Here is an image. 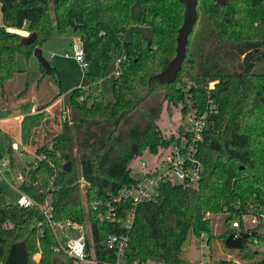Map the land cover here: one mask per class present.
<instances>
[{
  "label": "trees",
  "instance_id": "1",
  "mask_svg": "<svg viewBox=\"0 0 264 264\" xmlns=\"http://www.w3.org/2000/svg\"><path fill=\"white\" fill-rule=\"evenodd\" d=\"M134 3L144 5L141 19L132 14ZM197 9L182 69L169 83L156 75L176 56L184 22L181 0H0L3 108L16 102L10 101L7 87L17 74L25 76V83L16 99L31 91L29 73L17 67V56L33 55L52 37L54 27L60 35L71 29L79 34L88 63V86L72 91L62 130L37 148L36 167L23 168L26 179L20 187L38 205L9 203L0 194V264H87L54 250L57 239L41 209L50 193L55 223L73 218L92 224L88 251L98 264L116 258L104 244L112 233L130 235V262L182 264L190 232L206 233L210 241L221 237L225 243L233 232L231 220L239 217L244 224L242 210L255 205L264 211V0H229L226 5L198 0ZM143 20L152 29L151 40L140 31L125 40L124 29ZM25 23L37 33L28 45L10 31ZM114 59L117 76L108 98L101 82ZM41 70L39 82L57 84L55 67L46 71L41 65ZM173 106L195 120L206 113L201 180L162 184L154 199L137 206L130 228L103 219L105 208L93 210V201L112 199L135 183L132 163L146 149L163 157L179 139L159 123ZM78 159L80 173L74 170ZM80 178L86 181L84 193ZM128 204L117 203L119 216L126 215ZM220 214L225 215L224 231L214 234V218ZM254 228L264 229V222ZM252 239L244 240L236 256L253 258Z\"/></svg>",
  "mask_w": 264,
  "mask_h": 264
},
{
  "label": "built area",
  "instance_id": "2",
  "mask_svg": "<svg viewBox=\"0 0 264 264\" xmlns=\"http://www.w3.org/2000/svg\"><path fill=\"white\" fill-rule=\"evenodd\" d=\"M27 26V24H24ZM66 57L74 58L78 61L82 68H87V61L85 59V49L80 41H73L70 51L64 53ZM68 118V114L63 112L62 119ZM206 121L204 119L193 120L191 127L188 129L187 136L181 141H176L167 150L161 160L159 166L154 169H149L146 161H143L144 172L134 174L136 182L130 186L122 188L118 194L112 199L95 200L91 204L93 210H100L104 207L103 213L100 216L107 220L117 223H122L124 227L130 228L133 225L135 219L136 208L140 203L151 201L159 194V188L164 183L177 182V183H198L202 178L204 170L203 163L199 157V150L201 143L204 139ZM16 149H19L18 144H14ZM13 149V148H12ZM24 154L23 151H21ZM37 161H34L30 165L25 167H36ZM9 167L7 161H0V178H6V171ZM20 184L17 190L20 193L17 204L23 207H30L38 205L36 199L32 198L26 192H24L20 185L26 179V176L22 170L17 176ZM84 186L86 181L84 180ZM16 185V184H15ZM124 201L129 202V206L126 209V215L124 217L118 215L117 203L121 204ZM52 194L50 193L41 209L45 216L46 221L53 228L54 234L57 239V244L54 247L56 252H64L74 257L75 259L87 263L98 264L97 260L92 258L91 253L88 251L89 236H91L92 224H83L73 218H68L65 222L55 223L52 219L53 207H52ZM240 205V202L238 203ZM89 207H87L88 209ZM244 224L239 217L231 220V228L235 237H239L241 232L249 233V237H252L253 248H256V252L253 254V258L239 257L234 254L218 255L215 256L212 252L211 241L208 239L206 233H202V238H207L206 247L209 249L205 253V258L198 261L185 260L182 264H264V244H259L260 239H264V229L255 230V226L264 222V211L260 210L255 205L247 206L246 210H242ZM246 230V231H245ZM256 232L255 235H252ZM246 239V238H245ZM244 239V240H245ZM104 244L106 247L115 253V260L104 261L101 264H168L160 260H144L130 262L126 256L127 248L130 244V235L128 233H112L109 234ZM243 248V247H242ZM240 248V249H242Z\"/></svg>",
  "mask_w": 264,
  "mask_h": 264
},
{
  "label": "rangeland",
  "instance_id": "3",
  "mask_svg": "<svg viewBox=\"0 0 264 264\" xmlns=\"http://www.w3.org/2000/svg\"><path fill=\"white\" fill-rule=\"evenodd\" d=\"M144 9V5L140 3H134L132 6V14L135 18L141 19L142 10ZM0 24H2V15L0 11ZM132 31H140L142 35H144L148 41L152 38V29L148 23L144 20L141 23L126 27L124 29V36L125 40H129ZM11 32H16L21 37L25 38L31 34V31L27 26L23 28H16L15 31L11 29ZM79 34L74 30H70L64 35H60L57 32V28L54 27L52 37L46 41L45 43L40 46L43 50L44 57L50 62L52 67L56 68L58 73V82L54 85V89H58L60 93L57 97L60 96L62 98L65 105L70 102V95L72 91L79 87H87L88 81L85 76V70L82 68L81 64L76 61L74 58L66 57L64 53L66 51H70L72 41H78ZM17 67L20 70H24L29 73L30 83L32 92H38L39 94H43L46 96L49 94V86L46 82H39L42 70L41 64L39 63L38 59L34 55H26L25 53H20L17 56ZM116 70H117V60L114 59L113 63L110 65L109 70L106 74V77L101 82V91L106 93L107 97L110 98L111 91L113 88V83L116 78ZM186 73L182 74L183 77L186 79ZM11 84L8 85L7 91L8 96H10V101H18L16 99V93H20L23 91L24 83H25V76L23 74H17L16 78L10 82ZM215 83H211L210 87L213 88ZM5 101L0 99V108L2 105H5ZM66 107V106H65ZM64 107V108H65ZM63 108V109H64ZM166 108V105H165ZM173 112L168 113L164 111L162 113L161 118L159 119V123L162 129L169 133V135H174L175 139L179 137L177 141H181L187 136L188 129L191 127L194 117L191 114L188 115H181L175 108L172 107ZM170 112V111H169ZM0 109V118L1 115ZM11 115L12 120H17L16 117L22 115L23 121V139H26L27 131L31 126L34 117H38V114L32 113L30 108L21 107L14 110L7 111L3 116ZM206 113H203L201 119H204ZM7 118V117H6ZM3 121V120H2ZM0 120V161H7L9 163V167L6 171V178H0V194L9 202V203H17L18 198L20 197V193L17 190V187L20 182L17 179L19 173L22 172L25 163L26 165H30L32 162V155L34 152H27L22 154L21 149L24 150L23 144L14 139L12 134L9 133L5 128L4 124ZM18 121V120H17ZM186 133V134H185ZM22 139V142L24 140ZM25 143V142H24ZM175 143V142H174ZM14 144H18L19 149L14 147ZM13 148V152H9V148ZM24 152V151H23ZM152 152L147 150L145 153L141 155L139 158H135L132 163L133 174H139L144 172L143 168V161H146L148 164L149 169H154L156 166H159L162 160L161 155H152ZM80 159L76 161L74 166V170L80 173ZM79 169V170H78ZM76 173V172H75ZM80 176V175H79ZM80 186L82 188L83 193L85 192V184L83 178H80ZM16 184V185H15ZM223 219H225V215L220 214L215 216L214 218V234H220L224 231ZM207 238H202L201 236H197L194 232H190L187 241L184 244V253L183 258L189 261H198L200 259L205 258V253L209 250L206 247ZM211 247L212 252L214 253L215 259L218 255H228L234 254L236 255L238 249L235 248H228L221 237H213L211 240ZM36 261L40 260V254H36L35 258Z\"/></svg>",
  "mask_w": 264,
  "mask_h": 264
},
{
  "label": "crops",
  "instance_id": "4",
  "mask_svg": "<svg viewBox=\"0 0 264 264\" xmlns=\"http://www.w3.org/2000/svg\"><path fill=\"white\" fill-rule=\"evenodd\" d=\"M11 29L15 31L14 28H10V31ZM48 86L50 89L49 94H47L46 96H43V94H39V91L32 92L31 90L24 98L19 99L17 102H14L11 106L7 108H0L1 113L4 114L7 111H12L21 107H25V109L30 108L32 113L38 114V117H34V120L32 121L31 126L27 131L25 137L26 139H23L24 130L22 124V115L16 117L18 121L10 119L12 118L11 115H5L7 117L6 118L3 116V114L0 118L1 121L3 120L2 122L4 124V128L12 134V137L14 139H17L23 144L22 146L24 150H21L24 151V153H27L28 151L34 152V155H32V161H34L35 151L37 150V148L43 145L44 143L50 141L56 134H58L62 130L63 108L68 105H65L63 99H60V96L57 97L59 95L58 93L60 92L58 89H54L53 84ZM22 139L25 143L22 142ZM26 163L25 166H27Z\"/></svg>",
  "mask_w": 264,
  "mask_h": 264
},
{
  "label": "water",
  "instance_id": "5",
  "mask_svg": "<svg viewBox=\"0 0 264 264\" xmlns=\"http://www.w3.org/2000/svg\"><path fill=\"white\" fill-rule=\"evenodd\" d=\"M222 5H226L229 0H216ZM184 4V22L179 29L177 41L178 45L176 48V56L168 63L166 68L156 75L161 82H173L176 80L179 72L182 69L183 61L186 58L187 46L189 43V36L194 31L195 25L198 20V0H181ZM37 38V33L32 32L28 37L23 38L24 44H31L35 42ZM41 63V65L46 69V71L51 70L50 62L44 57L43 50L41 47H36L33 53ZM13 151L12 147L9 148V152ZM65 169H71V162L65 164ZM256 232H253L252 235H255ZM249 236L247 232H241L239 237H235L231 233L225 240V245L228 248L240 249L244 246V239Z\"/></svg>",
  "mask_w": 264,
  "mask_h": 264
}]
</instances>
